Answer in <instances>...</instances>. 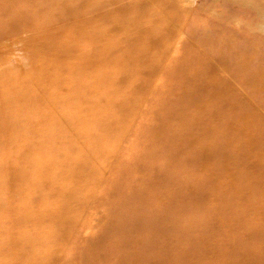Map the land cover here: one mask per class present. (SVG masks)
I'll use <instances>...</instances> for the list:
<instances>
[{
	"label": "rangeland",
	"instance_id": "374dc122",
	"mask_svg": "<svg viewBox=\"0 0 264 264\" xmlns=\"http://www.w3.org/2000/svg\"><path fill=\"white\" fill-rule=\"evenodd\" d=\"M123 1L126 5H133L132 3H134L135 6L125 15L124 19L127 22L121 25V29L115 28L116 24L113 23L112 26L108 27V30H101L103 32L106 30L107 33L103 34V37L101 36L100 41H95V44L100 46L99 52L84 61L83 58L78 59L72 56L68 48L72 47L73 54L80 57L81 54L79 53L83 52L84 43L79 37L90 34L70 32L71 28L78 25L69 24L67 14H64L65 11L62 8L58 7L54 10L52 3L46 0H21L18 2L0 0L1 10H11L10 16L7 14L0 16V29L11 25L17 18L25 20L29 23L22 26L17 34H14L16 37L29 35L30 31L36 29H43L46 32L40 35L34 34L35 37L41 35L54 37V49L58 53L62 51L66 53V56L51 57L49 55L39 60L41 63H46L51 59V62L55 64V68H53V72L47 81L57 88L45 96L43 92L38 93L33 86L27 87L29 92L26 88L22 92L17 87L20 82L29 80L31 78L29 76L34 75V73L27 74L24 70L23 72L18 70L16 66L18 58L13 57L12 54L7 55V59L1 60L3 47L0 42V127L3 128L7 125L3 129L0 128V141L11 140L15 143L27 141L28 144L26 143V145L31 147L28 142L31 138H44L43 136L35 137L34 133L50 134L49 132H54L58 135L53 140L49 136L41 142L39 149L43 155L42 161L46 164V170L41 173V177H39L40 171H33L32 173L35 174H32V177L19 181L17 185H22L24 188L22 194L16 189L5 190L4 188L0 193V202L13 198V203L10 204L11 211L16 209L22 211L27 208L33 198L37 197V201L44 205L39 209L43 208L46 212L48 209H52L56 214H59L64 198L58 194L53 197L52 194L54 192L61 194L62 190L76 187L67 182V163L76 165L82 161L89 162L90 160L93 162V170L99 171H96L95 178L85 180L87 182L84 181L85 188L79 184L85 189L84 201L80 207L74 205L75 207L72 206L70 209L67 207V211H64L67 212V215L61 218L67 220V232L56 244L54 242L59 237L55 233L57 226L59 224L61 229L63 225L48 217H40V220L31 226V223H26V221H23L22 224L5 222L1 218L4 217L1 212L0 221L2 223L4 221V223L2 225L0 223L3 226L0 230V236L3 238L5 234L10 233L9 235L15 238L20 233H25L28 237H34L36 244H38L37 256L31 258L32 261H29V264H113L119 259L126 261V264H150L153 261L156 262L161 255L165 256L164 251L172 242H176V246L173 248V253L169 259L171 264H208V262L210 264H222L219 260H206L201 256L193 258L185 256L191 249L202 246L203 237L200 239L195 237L198 230H201L200 227L198 230H189L185 234L181 233L183 236L191 234L196 240L192 237L193 240H184L176 232H171L167 245L157 247L161 249L160 253L156 251L141 252V248L146 246L147 241L135 232L124 231L122 234H118L115 232L118 228L113 226L110 229L105 228L113 222L112 218H114L117 204L127 195L128 191L125 190V185L120 184L123 178L128 179V183L134 179L132 186L138 183L148 184L151 189L161 184L163 173L168 171L171 163L168 162L166 165L157 157L153 158L150 157L151 154H148L149 141H153L150 147L155 148L170 139L165 134H160V136L155 134L158 124L167 119L171 113L180 112L183 107L188 106L191 116L186 115L184 121L186 125H193L189 123L193 122L192 116L195 117L197 114L193 108L197 102L196 96L206 98L209 91H212L213 84L217 83V91L215 92L223 96L220 101L223 104V128H232L233 135L226 136L223 134V136H216L217 141L209 140L208 145H213L215 142L223 144L226 151H212L211 159H214L215 163L211 164L209 169L199 167L190 172L192 176L204 183L203 185L209 180L205 178L208 171L216 173L218 175L216 184H221L225 188L223 190L225 198L221 203L216 200L214 186L211 183L210 189L204 194L205 201L202 203L205 213L196 215L193 220L196 222L212 221L217 225L223 224V222L230 226L234 225L235 229L231 228L228 232H220L218 231L219 228L214 230L212 234L215 236L205 238L209 243L219 240L218 235L223 233V244L227 240L234 239L233 241L243 240L244 243L251 246L249 239L246 238L248 231H250L248 229L250 227L249 222L258 218V210H264V136L252 132L253 125L241 119L244 112H247L241 104V100L245 99L241 92L246 88L251 92L254 90V95L248 98L254 103L262 105L259 108L257 106L259 114L256 116L253 114L251 117L255 122H263L264 101L260 98L264 96V88L256 89L250 85L245 87L240 81L241 74L248 68H234L243 62V55L235 41H232L234 44L227 51H223V58L229 61L227 66L219 68L216 73L212 74L213 77L206 76L207 73L203 69L206 65L203 57L206 58V61L212 60L211 56L215 57L217 51L203 47L197 38L191 34V28H194L196 24L199 27L213 25L207 18L216 17L220 19L225 16V21L223 20L218 27L219 30L223 31V34L226 31L241 30L246 26H256L262 22L258 9L264 7V0H170L168 3L177 2L180 7L186 8L188 11L185 15L187 16L181 18L179 24L174 23L173 20L170 21L172 24H169V29H171L169 32L172 34L168 35L166 31L158 36L160 38L158 41L161 42L160 47H152L148 40L143 41L145 39H141L151 25L155 26V24L151 22L148 15L141 13L136 5L140 4L139 1L150 3L151 0ZM75 2L78 1L75 0ZM40 11L42 15H37ZM176 12L183 14V9H178ZM21 13L24 15L19 16ZM50 15L51 18H49ZM138 19L142 20L139 24ZM174 21L176 22V19ZM167 24L163 23L162 26H158L161 28L157 31L168 28ZM54 30L59 31L55 32ZM128 33L133 34L131 41H126L123 38L130 35ZM250 33L255 34L256 37H264L263 27H259L254 33L252 31ZM66 38L67 42H64ZM252 44L261 50L259 48L262 47L261 45ZM98 57L101 59L100 68L96 63L90 66L89 63L85 64L89 60L96 62ZM19 58L20 61L25 59L23 56ZM128 58L133 61L131 68L125 66L127 62L125 60ZM148 61H154V66L158 67L157 70L149 75L132 71ZM128 70L130 74L127 75L126 71ZM5 76L11 85V88H8V94H5L7 88L1 86L4 83L2 78ZM28 82L32 84L31 80ZM193 82L196 86H193ZM30 83L23 86L31 85ZM139 85L142 86L138 87ZM53 95L55 101H58L56 104L54 97H51ZM205 108L206 105H202L198 109L201 111ZM5 116L13 117L12 120L14 121L9 119V121H5V124L2 120ZM181 122L183 120L177 119L166 124L175 128L184 123ZM201 122L205 121L202 120ZM13 124L26 128L16 129L13 132L11 129ZM180 139V137H175V144ZM226 144H234V146L231 149ZM91 146L98 149L96 151L101 156L99 159L91 158L94 151ZM21 148L23 147L20 146L19 152ZM237 148L239 149L237 150ZM16 150L18 151V148L6 152L0 148V164H3L5 159L12 158L17 153ZM195 153L196 150H189L183 154L186 155L185 158H189ZM251 154L253 157L249 158ZM237 157L243 159L238 163L232 162ZM220 159L229 162L220 163ZM254 160L257 161L252 165L251 162ZM146 161H151L152 169L147 168ZM198 164H200V160ZM138 165H141L140 168ZM154 165L158 169L156 172ZM7 169L4 167L2 171L6 173ZM251 169L258 174H252L247 181L242 179L244 177L241 173ZM181 170L184 169L178 165L176 171ZM153 172H155V177L152 179ZM226 173L228 174L226 175ZM34 177L39 179L38 183L33 181ZM33 184H39L38 189L43 190V192L46 189L53 192L52 194L46 192L44 194L46 196H43L39 191L35 192L30 189ZM255 185L257 186L255 187ZM226 189L229 192V197L240 194L239 200L229 201L224 194ZM189 190L194 197H198L199 188L193 183L189 184ZM153 191L155 190H149L148 194L139 196L137 200L155 208L162 200L168 199L170 196L167 193H155ZM243 191L246 192L243 193ZM245 205L247 210L243 212ZM252 208H256V210ZM225 209H229L228 214L225 213ZM230 209H232L231 212ZM12 215L14 216V213ZM241 218L248 223L236 228L235 223L238 222L237 219ZM262 222L259 221V223ZM113 234L117 235L113 238ZM163 234L164 232L158 233L159 236H164ZM95 241H97L95 244L98 247L96 246V249L93 250L90 245L94 244ZM116 243L117 245L113 248L112 246ZM252 243V245L259 246L261 240H254ZM8 245L7 248L15 247L14 239ZM223 248H226L224 249L226 252L233 251V248L227 244ZM25 250L29 252L31 248ZM99 254L104 259L102 262L94 258L95 255ZM259 255L263 256L264 252L260 251ZM107 256L109 257L108 262ZM3 263L8 264L9 260L0 254V264Z\"/></svg>",
	"mask_w": 264,
	"mask_h": 264
},
{
	"label": "bare ground",
	"instance_id": "6f19581e",
	"mask_svg": "<svg viewBox=\"0 0 264 264\" xmlns=\"http://www.w3.org/2000/svg\"><path fill=\"white\" fill-rule=\"evenodd\" d=\"M12 1L18 2L21 0ZM46 1H50L52 3V8H54V10L58 7L62 8L63 11H65L64 14H67L66 17H68L69 24L78 25L77 27L71 28L70 32L86 35L90 34L89 36L79 37L83 40L84 43L83 52L79 53L81 54L80 57H76L73 54L74 50L72 49V47L68 48L71 51L70 54L72 56L78 59L83 58L84 61L86 58H92L94 55H96L97 52H99L100 46L96 45L95 41H100L101 36L103 37V34L105 35L107 33L106 30L105 32L101 30H108V27L112 26L113 23L116 24L115 28L121 29V25L127 22L126 19H124L125 15H127L132 10V8L135 7L134 3H132L133 5H126L123 0H77L78 2H75V0ZM168 1L170 0H151L150 3H147L145 1H139L138 3L140 4L136 5L139 7V10H141V13L148 15V17L151 18V22L154 23L156 26L155 27L154 25H151L148 32L144 34V37H141V39H145L143 41L148 40L149 45H151L152 47L161 46V42L158 41L160 39L158 38V36H161L162 32L165 33L167 31L168 35L172 34L171 32H169V30L171 31V29H169V24H172L170 21L173 20L174 23L179 24L181 18L187 16L185 15L188 11L186 8H184L183 6L180 7L177 2L172 1L173 3H168ZM178 9H183V14H178L176 12L178 11ZM10 11L0 9V16H3V14L5 16L6 14L10 16ZM258 11L262 22L258 23V25L256 26L249 25L250 27H243V30L241 29L234 31H226L225 34H223V31L219 30L218 27L221 25L223 20L225 21L226 16L220 19L216 17L207 18L210 24L213 25H205L199 27V25L196 24L194 28H191V34L193 35V37L197 38V41H199V43H201L203 47H206L208 50L214 49L215 51H217L215 57L211 56L212 60L208 59L206 61V58L203 57V61L206 64L203 68L207 73L206 76L213 77L212 74L214 72L216 73L219 68H224V66H227L229 61L228 59L223 58V51H227L231 46H233L234 43L232 41H235L236 45H238L240 53H242L243 55V62L241 63V65H237L234 68H248L244 70V72L241 74L240 81L242 82V84H244L245 87L250 85L254 86V88L256 89L264 88V37H256L255 34L250 33L251 31L254 33L259 27H263L264 29V7H260ZM38 13L37 15H42L41 11ZM22 15L24 14L21 13L19 16ZM49 18H51V15ZM174 19H176V22L174 21ZM138 20V24L142 22L141 19ZM28 23L29 22L25 20H20L17 18L16 21H13L11 25L0 29V42L3 47L1 60L3 58L4 60L5 58L7 59L6 56L11 54L13 55V57L15 56L16 58H18L16 60V66L18 70L22 72L24 70V72H26L27 74L34 73L35 76L30 75L29 77L31 78L29 80L20 82L17 87L22 91L24 88L27 89V87L33 86L36 88L38 93L43 92L46 96L47 94L52 93L57 88V86L49 84L47 81V78H49V76L53 72V68H55V64L51 62V59L46 63H41L39 62V60L49 55H51V57H57L58 55L66 56V53L65 51L58 53V51L54 49V37H48L43 35L35 37L34 34L40 35L45 33L46 30L43 29H36L34 31H30L29 35L26 34L20 37H16L14 34H17L20 31L21 27L27 25ZM163 23H168V28H163L162 31H157V29L161 28H158V26H162ZM54 31L58 32L59 30ZM128 34L130 35H127V37L123 38L126 41H131V36L133 37V34ZM64 42H67V38L64 40ZM252 43H256V45H261L263 48L259 47L261 50H258V48L254 47V44ZM20 56H23L25 59L20 61ZM89 61L85 64L89 63L90 66L91 64L96 63L100 68L99 62L101 61V59L99 57L97 58V60H95L96 62H94L93 60V62L91 60ZM125 62V66L127 68H131L133 66V61H131V59L128 58L127 60H125ZM154 63V61H148L143 65L137 66L132 71H135L138 74L146 73L147 75H149L158 68L157 66H154ZM126 73L128 75L130 74V71L128 70L126 71ZM2 79L4 83L1 86H5V89L7 88L5 94H8V88L10 89L11 85L7 82L8 78L6 76ZM30 80L32 81V84L28 82ZM26 83H30L31 85L23 86ZM140 86L142 85H139L138 87ZM193 86H196L194 82ZM255 86H257L258 88ZM216 88L217 83H214L212 91H209V93L206 95V98L196 96V108H193L195 112H197V114L195 117L192 116L193 122L189 123L193 125H186L184 117L191 115L189 112V107H183L180 112H173L169 115V117L167 116V119H164L161 123H159L155 130V134L157 136H160V134H165V136L170 137V139L168 141H164L162 144L156 146L155 148L150 147L151 144H153V141H149V148L147 149L148 154H151L150 157H157L158 160L165 163L166 165L168 164V162L171 163V165H169L170 167L168 168V171L163 173L161 184L151 189L155 190L153 191L155 193H167L170 195L169 198L162 200L161 203L158 204L155 208H152L144 203H140L137 198L141 195L143 196L146 193L148 194L149 190H151L149 188L150 185H143L141 183H138L137 185L132 186L134 183V179H132V181L128 183V179L123 178V181H121L120 184L125 185V190L128 191L127 195L120 200L119 204H117L116 210L113 215L114 218H112L113 222L108 224L105 229H110L113 226L114 228H118L115 230V232L118 234H122V232L124 231H132L135 232L137 235L143 237L147 241L146 246L141 248V252L143 253H150L155 251L160 253L161 249L158 248L162 246L165 247L168 243V237L170 236V233L176 232V234H178L184 240H196L203 237L202 246H198V248L191 249V251H189L187 254L185 253L186 255L184 254L189 258L201 256L202 258H206V260H219L222 264H264V255H259L260 251L264 252V210L259 211L257 209L259 214L258 218L249 222L250 227L248 229L250 231H248L246 238L249 239V244L251 246H249L248 243H244L243 240L233 241L234 239H230L227 240L225 244H227L230 248H233V251L231 252H226L224 250L226 248H223V246L225 245L223 244V233L222 235L219 234V240H216L213 243L207 242L206 239L215 236L212 234L214 230H218L219 228L220 230L218 231L220 232H228L231 228L235 229L234 225L230 226L225 224L224 222L223 224L217 225L215 222L212 221L205 222L204 220L201 222H196L195 220H193L196 215H201L205 213V209L202 203L203 201H205L204 194H206L205 192L210 189L209 187L211 183L214 186V194L216 195V200L221 203L225 198L223 195V190L225 188H223L221 184H216L218 180V175H216V173L208 171L206 173L205 178H208L209 180L205 185H203L204 183L199 181L198 178H196L195 176H192L190 172L193 169H197L199 167L203 169H209L210 165L215 163L214 159H211L212 151H226L225 148H223V144L221 145L215 142L213 145H208L207 142L209 140L213 142L217 141L216 136H223V134H225L226 136L233 135L232 128H223V104L222 102L220 103L221 98L223 96L222 94L215 92L217 91ZM27 92H29L28 89ZM25 94L26 93H24V95ZM241 95L246 99L241 100V104L244 110H247L246 113L244 112L241 119L253 125V127L251 128L252 132L264 136V121L255 122V120L251 117L253 114H255L254 116L259 114L258 108L262 104L254 103L248 98L254 95V90L253 92H251V90L246 88L244 91L241 92ZM51 97H54V95ZM53 99L55 104L58 103L57 100L55 101V97ZM260 99L264 101V96ZM202 105H206V108L200 111V109L198 108ZM125 111L127 112V110ZM262 114L264 120V113ZM12 118L5 116V118H3L2 120L6 124L5 121H9V119H11L10 121H14L12 120ZM177 119H179L180 121L183 120L184 123H181L185 125L182 124L180 126H176L175 128H171L169 127V124H166L170 121H175ZM202 120H204L205 122H201ZM6 126L7 125L3 126V128H5ZM11 126L13 132H15L16 129L21 130L23 128H26L22 126L18 127L15 124ZM49 133L50 134L34 133L33 135H35V137L43 136L44 138H31L28 141L31 144V147H28L26 145L27 141L18 143L12 142L11 140H5L4 142L0 141V148H3V150L6 152H10V149L13 150L14 148H18V151L16 150L17 153H15L12 158L5 159L3 164H0V193L5 188V190L16 189V191H19L20 194H22L24 188L22 187V185H17L19 181H24L27 180L29 177H32V174H35L32 173L33 171H40L39 177H41V173H44L46 170V164H44L42 161L43 155L41 153V150L39 149L41 148V142L43 141V139L49 136L52 137L53 140L57 135L54 132ZM175 137L181 138L180 140H177L178 142L176 144L174 142ZM231 145L226 144V146L232 149L234 144ZM20 146H22L23 148H21V151L19 152ZM95 146L98 147L97 145ZM95 146H91V149L94 150L91 158L99 159L101 156L98 155V151H96L98 149H96ZM244 146H246V144H244ZM238 149L239 148H237V150ZM189 150H196L195 154L197 156L194 154L192 157L185 158L186 155H184L183 153ZM252 157L253 155L251 154L249 158ZM242 159L243 158L241 157H237L234 159L235 161L232 160V162L238 163ZM199 160L200 164H198ZM256 161L257 160L252 161L251 164L253 165ZM219 162L227 163L229 161L220 159ZM92 163L93 162H90V160L89 162H87L86 160L82 161L80 162V164L76 165H71L70 162H68L66 167V170H68L67 182L74 184L76 187L72 189H66L65 191L62 190L61 194L57 192H54L52 194L53 191H49L47 189L43 192V190L38 189L39 184H33V186L30 188L35 192L39 191V193H41L43 196H46L44 195L46 194V192L52 194L53 197H56V194H58L59 196L62 195L64 200L62 201L63 206L61 210H59V212L61 213L56 214L54 211H52V209H48V212L43 210V208L39 209V207L44 205H41V203L37 201V197L33 198L27 208L23 209L22 211L17 209L11 211L12 208L10 204L13 203V198H11L7 201L3 200V202H0V210L3 208L2 211H0V214L1 212L4 214V217L1 218H3L5 222L8 221L15 224H22L24 223L23 221H26V223H31V226H33L36 221L40 220V217H48L53 221L62 223L63 228L61 227L60 229L58 224L57 230L55 232L59 236L57 238V241L54 242L56 244L59 240H61L63 234L67 232V220L61 218L66 217L67 215V212L64 211H67V207H69L70 209L74 205L80 207V205L84 201V181L95 178V175L97 174V172H99L97 170H93ZM145 163L149 170L152 169L151 161H146ZM178 165L184 170L176 171ZM140 166L141 165H138V168H140ZM4 167L8 168L6 173L2 171ZM154 168L155 172L158 171L156 165H154ZM155 172H153L154 174H152L153 176H151L152 179L155 177ZM227 174L228 173H226V175ZM252 174L257 175L258 172H255L252 169L247 172L246 170H244L241 173V175L244 177L242 179L247 181L249 180V177ZM3 176L5 177L3 178ZM227 178H229V176H227ZM33 181H36V183H38L39 179L37 180L34 177ZM63 181H65L64 178ZM190 183H193L196 187L199 188L200 196L198 195V197H194L193 193H191V191L189 190ZM79 184H82L84 188L81 187ZM256 186L257 185H255V187ZM245 192L246 191H243V193ZM224 194L227 196L229 201L239 200L238 197L240 196V194H238L237 196L234 195L229 197V192L227 189L225 190ZM197 199L199 201H196ZM246 205L245 208L243 207V212L244 210H247ZM252 209L256 210V208ZM228 210L229 209L226 210V214H228ZM231 211L232 209H230V212ZM12 213H14V216L12 215ZM242 219L243 218L237 219L238 222L235 223L236 228L242 225H247L248 222ZM259 221L263 222L259 223ZM0 223L1 225L3 224L1 221ZM1 225L0 230H2L3 227ZM199 227L201 228L200 231L198 230ZM189 230H198L195 235L196 239L193 238L191 234L188 236L182 235L185 234V232L188 233ZM159 232H164V236H159ZM9 234L10 233H8V235L5 234L3 238L0 236V254L3 255L4 258L9 260L8 264H29V261H32L30 259L37 256L36 250L38 244H36L35 238L32 236L28 237L27 235H25V233H20L18 236H15V238L13 236H10ZM115 235L117 234H113L112 237L114 238ZM13 239L15 242V247L7 248L9 246L8 244H11V240ZM258 239L261 240V244L259 246L252 245V242ZM96 242L97 241H95L94 244L90 245L93 250L96 249ZM54 243L53 245L55 246ZM116 245L117 243L112 247L114 248ZM175 246L176 242H172L171 244H169L167 247L168 249L164 251L166 255H161V257L158 258L156 262L153 261L150 264H171L169 259L173 253V248ZM27 247L31 248L29 252L25 250L28 249ZM94 258L99 262H102L104 260L103 257L100 256V254L95 255ZM106 259L108 262L109 257ZM53 260L54 258L52 259V261ZM113 264H126V261L119 259ZM208 264H210V262H208Z\"/></svg>",
	"mask_w": 264,
	"mask_h": 264
}]
</instances>
